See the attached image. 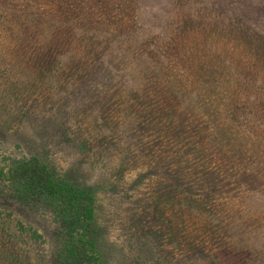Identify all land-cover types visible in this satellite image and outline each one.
Segmentation results:
<instances>
[{
    "label": "rangeland",
    "instance_id": "obj_1",
    "mask_svg": "<svg viewBox=\"0 0 264 264\" xmlns=\"http://www.w3.org/2000/svg\"><path fill=\"white\" fill-rule=\"evenodd\" d=\"M3 1H37L56 12L53 22L71 25L49 42L0 15V165L36 156L90 189L100 264H264V129L242 124L264 125L248 100L264 94L256 34L242 45L249 27L221 20L212 0H164L158 25L146 0ZM244 2L264 12V0ZM14 34L23 38L19 54ZM177 72L205 86L218 77L231 96L228 116L215 102L212 111L194 108L210 104L202 98L176 112L164 78ZM240 98L247 109L234 111L235 122L229 112ZM4 193L0 184L8 206L0 208V264H59L63 228L47 209L16 208Z\"/></svg>",
    "mask_w": 264,
    "mask_h": 264
},
{
    "label": "trees",
    "instance_id": "obj_2",
    "mask_svg": "<svg viewBox=\"0 0 264 264\" xmlns=\"http://www.w3.org/2000/svg\"><path fill=\"white\" fill-rule=\"evenodd\" d=\"M47 1L52 5L51 1L53 0ZM35 2H32L31 7L16 4V8L15 6L13 8L8 2L0 0V5L4 11L0 15H2L3 21L6 18L7 21L15 23L27 35H37L38 33L37 38L43 36L40 40H48L51 42L52 40L62 38L64 35L60 34V31L65 28L61 27L67 28L70 26V20H62V23H58V21L53 22L56 12L46 14L39 6L35 5ZM162 2L164 0H146V5L143 8L146 10L145 12L148 11L151 13L149 15H152L150 18L153 19L151 23L154 25H158L156 24L157 17L160 20H164V12L160 8L163 4ZM246 3L244 0H212V5L218 9L221 20H229L234 23L238 22L249 27L247 28L248 36L246 35L247 31L245 29L240 31L243 35V40L240 38L242 45L253 41L252 39L255 33L257 36L255 43L259 46V50L264 52V28L256 26L258 9ZM59 9L61 8L59 7ZM159 9L161 12H159ZM263 14L264 12H259L258 18L263 17ZM251 26L254 27L250 28ZM203 29H205V26L202 27ZM69 35L66 34L64 44H67ZM14 38L17 39L15 51L19 54V46H22L20 43L23 38L19 34H14ZM75 40L78 41V39ZM35 42L37 43V39ZM54 49L57 53L59 52L58 45H55ZM164 79L170 95L175 99L176 112L179 109H191V103L200 102L199 99L202 98L209 100L210 104L205 107L203 106L204 104L199 106L196 103L194 104V108L201 109L204 107L205 111H212L215 110V106L212 104L215 102L220 111L228 116L227 109L225 110L224 108H229L228 103L231 96L226 95L227 92L224 85L217 83L218 77L213 78L214 84L211 85L206 80V86L199 78H194L190 73L179 74L177 72ZM193 85L201 86L203 89L201 96H198L197 92L192 89L194 87ZM211 93H213L212 96ZM244 99H246L245 96ZM241 100V98L238 99L236 101L238 105L234 103L236 108H233L229 112L231 113V120L233 117H239L234 112L237 108H240L239 106L245 107V104L241 105L238 102ZM248 100L251 103L255 102L261 108L262 112H264V94ZM246 109L247 106L244 111ZM166 110L167 106H164L163 112ZM235 119L232 121H235ZM252 123L264 129V125L259 121H242L244 125H250ZM229 126L231 128L232 125L229 124ZM8 162L7 166L0 165V184H3L8 191L4 195L11 202L9 203L16 208H21L28 212H36L40 208H45L51 213L58 226L63 228L61 233L57 232L54 242L55 250L53 251V256L56 257L57 262L59 264H100L101 252L97 247L96 227L94 226L96 216L95 197L92 191L87 188H80L72 184L69 180L61 178L57 175L55 168L49 166L36 156L22 159L9 158ZM0 201L7 203L4 199ZM4 207L8 206L0 205V208ZM18 226L21 232H26L29 235L32 242L39 241L43 243V237L36 229L24 227V224L20 221L18 222ZM2 255L4 259H9L8 255L4 253Z\"/></svg>",
    "mask_w": 264,
    "mask_h": 264
}]
</instances>
